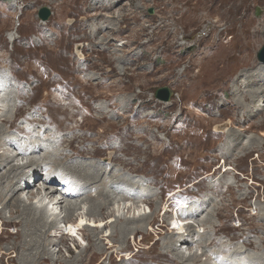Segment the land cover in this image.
Returning a JSON list of instances; mask_svg holds the SVG:
<instances>
[{"label": "rangeland", "instance_id": "1", "mask_svg": "<svg viewBox=\"0 0 264 264\" xmlns=\"http://www.w3.org/2000/svg\"><path fill=\"white\" fill-rule=\"evenodd\" d=\"M99 3L110 5L107 0H0V57L5 56L13 63L12 68L7 66L0 71L8 78L3 86L9 89L8 95L13 92L17 98L22 88L20 90L26 92L27 98L41 105L42 110H31L27 116L48 117L46 111H52L57 122L70 120V127L77 134L90 137L89 146L95 147V152L99 154L94 160L104 164H109L106 157L111 149L117 148L119 156L123 152L136 153L138 144H133L138 140L150 141L152 149L149 155L159 157H153L147 167L162 181L161 186L152 189L157 193L166 191L169 195L186 187L189 190L183 191L180 198L188 205L200 199L192 197V193L199 190L198 186H192L194 182H199L198 178L202 177L200 181L205 180L212 186L222 176V195L230 196L229 202L234 201L235 204H231V209L224 213L222 220L214 217L213 222L221 225L225 233L232 227L247 229L257 222L264 240V98L251 104L253 112L249 114L250 110L244 107V102H240L241 95L237 93L235 96L232 83H227V90L197 92L199 82L205 81L217 89L225 80H230L241 71L247 73L263 63L258 59V51L264 46V0H121L113 4L111 12L102 9L104 17L100 19L104 30L94 32L93 24L97 17L87 19L84 12ZM43 6L49 7L52 12L47 21L38 16ZM107 15H111L112 20ZM200 40H204L201 50L197 45L188 48ZM102 41L108 44L112 41L114 48L108 49V45L105 49L101 48ZM150 45H154L155 50H164L158 56V50L153 54ZM184 69L186 71L180 75ZM162 87L174 91L170 101L156 97L157 89ZM251 88L244 85L242 90ZM254 89L256 87L250 90L251 95L257 93ZM234 98L240 102L239 105ZM17 99L13 104L21 103L22 100ZM66 108L67 111H64ZM19 122L31 126L26 118H21ZM226 123L234 124L232 128L239 132L235 129L233 134L216 131V126ZM81 126L84 130L80 129ZM54 128L51 126V129ZM245 128L248 130L233 147V152L228 151L231 139L238 140ZM69 132L67 136H70ZM231 134L233 137L230 138ZM7 136H10V141L18 137L17 133L8 129L0 135ZM250 140L254 141L249 145L253 149L247 150L245 145ZM54 145L57 146L56 143ZM23 146L22 143L16 144V147ZM11 149L9 141L5 142L0 147V153ZM143 154L147 155L148 151L143 150ZM60 159L58 153H53V163ZM19 160L16 159V162ZM84 160L88 161L81 163L83 166L91 163L99 170L96 161L90 157ZM69 167L64 169L71 172ZM41 171L44 175L47 172ZM134 178L141 179L138 176ZM8 180L9 176L3 178V181ZM55 185L59 184L56 182ZM5 193L0 189V197L5 198ZM90 193L95 195L94 190ZM214 193L215 190L209 193L215 197L213 203H220L222 195L215 196ZM160 196L156 194L155 198ZM114 201L119 202L116 197ZM18 204L13 201L11 207L3 209L0 203V231L3 221L22 222L21 227H7L10 233H16L21 228L16 236L11 237L8 232L0 236V249L15 245L9 255L17 259L21 257V243H24L27 232L23 219L19 217L23 215V207ZM143 205V212L152 211L153 205ZM106 207L101 208L102 213L106 212ZM158 213V220L162 222L180 211L175 207L165 216L162 205ZM69 219L66 217L58 230L49 228L52 238L59 239L62 232H66L65 223ZM152 220L134 225H143L150 231V228H155L150 225ZM111 231L116 237L111 235ZM104 235H110L111 244L105 242ZM102 236L104 242L95 244L82 233L66 236V243L58 245L56 251L61 250L58 255L65 264H120L123 257L138 253L136 246L144 241L143 234L129 232L124 242L117 229L111 228L106 229ZM156 237L154 234L141 243L147 247ZM117 240L118 243L114 244ZM112 246L131 250L125 252L122 258L113 255L110 259L105 253H109ZM83 248H87L84 257L74 259ZM182 249L187 253L191 251L188 246ZM205 255L201 258L209 259ZM208 255L215 264L231 259L228 254ZM256 255L264 261L263 253L249 250V259L255 261L258 259ZM10 257L0 253V264H14L9 262ZM26 264L35 263L29 260ZM36 264L53 263L48 256H43Z\"/></svg>", "mask_w": 264, "mask_h": 264}, {"label": "bare ground", "instance_id": "2", "mask_svg": "<svg viewBox=\"0 0 264 264\" xmlns=\"http://www.w3.org/2000/svg\"><path fill=\"white\" fill-rule=\"evenodd\" d=\"M107 1L110 2V5L99 3L90 6L89 9L84 12V16H88L87 19H93V17L99 19L103 18L104 13L102 9L105 8L111 12L112 10L110 9L113 4L121 0ZM70 11H72L71 8ZM91 12L94 13L90 14ZM107 17L111 18V15H107ZM97 18L95 19L97 21L93 24L95 29L94 32H97L98 29L104 30L101 23L102 19L98 20ZM110 20H112V18ZM92 32L93 30H91V33ZM103 39L102 37V40ZM111 42L112 41L108 44L102 41L101 48L105 49L106 45H108V49H113L114 43ZM202 43H204V40L197 41L188 48L192 49L197 45V47H199L198 49L201 50L200 46L202 47ZM110 44H112V46H110ZM150 46H152L151 52L153 54H156L155 51L158 50V56L164 50V48L155 50L156 47L154 45ZM141 54L142 53L139 54V57ZM7 66L13 67L12 60H7L5 56H1L0 71ZM184 71L186 70L184 69L181 73H178L183 75ZM241 75H244V77ZM232 79V82H228ZM230 80H225L223 85L217 89H214L205 81L199 82L197 92L206 93L210 91L227 90V83H232L235 87V96L237 93L241 95L240 102H244V107L248 108L250 110L248 112L251 114L253 112V108H250V106H252L251 104L257 100H261L260 98H264V63H260L256 68H251L247 73L241 71V73L234 75ZM249 80H252V82ZM6 82H8V78L0 73V135L8 129L17 133L18 137L11 138V141L10 136L0 137V147L8 141L9 145H12L10 151L0 153V186H3V188L0 189L6 192L5 198L0 197V203H2L3 209H5L8 206L11 207L13 201L19 202L18 206L20 205V207H23V215L19 217L23 219L24 226H26L27 229L25 235L23 234V240H25L23 241L24 243H21L22 252H20L21 255L19 254V256H21L19 259L16 257L11 258L9 255L10 250L16 248L15 245L13 247H6L5 250L4 248L0 249L4 250L0 253L10 257L9 262H14V264L19 262L20 264H26L29 260H33L36 264L38 258L48 256V259L51 260L53 264H65L62 257L58 255L61 250L56 251V248L58 245H64L66 243V236H76V234L82 233L85 237L91 238L94 244L95 242L101 243L103 239L107 244H111V240L108 239L110 235L102 236L106 229L108 231L111 228L113 230L117 229L120 238L124 242L127 241L126 237L129 232L137 235L143 234V242L154 234L157 236L154 242L147 247L143 246V242L140 241L139 245L136 246V249L139 248L138 253L130 254V257L127 258L123 257L124 253L131 250V248H120V246L114 248L116 245L112 246L110 248L112 250L109 251V253H105V255L108 254L110 259L113 258V255L115 257H123V261L120 264H215L211 255L209 256L208 253L216 256L228 254L231 259H225V262L221 264H264V261L259 259L260 257L258 255H256L258 259L255 261L248 257L249 250L264 254V240L261 236V228L258 226L257 222L251 224L247 229L232 227L228 233L223 232L221 225L217 226L213 222L214 217H218L222 220L224 218V213L231 209V204H235L234 201L229 202L230 196L222 195V188H220L222 186V176L214 181L215 183L212 186L208 185L205 180L200 181L202 177L198 178L197 181L199 180V182H194L192 186H198L199 190L194 194L192 193V197H199L200 199L190 205L187 204L188 202H181L180 198L183 191L189 190L186 187L178 189L169 195H167L166 191H160L159 193L154 192L152 187L161 186L162 181L158 179L159 177H157L156 174H151V170L147 167L153 157H159L158 155H149L152 149V143L150 141L142 142L138 140L133 144L132 146L138 144L136 146L138 147L136 153L133 151L123 152L122 155L119 156L116 152L117 148L111 149V152L106 157L109 164L94 160L99 154L95 152V147L89 146L88 141L90 137H83L77 134L75 129L70 127V120L66 123L57 122L52 111H46L48 117L44 115H42V118L27 116L28 112L31 110H42L41 105L38 102L34 103V99L30 97L27 98L26 92L20 90L22 88L19 89L17 95V98L22 100L21 103L13 104V101L18 99L14 97L13 92L8 95L9 89L3 87ZM111 85L113 86L112 83ZM244 85L251 86L252 88L256 87L257 93L251 95L250 90L252 88L246 91L242 90ZM244 91L245 94L243 95L242 92L244 93ZM178 94L179 97H181L179 92ZM235 101L237 105L240 104L236 99ZM64 111H67V108L64 109ZM99 111L102 112L101 110ZM21 118H26L31 126L28 127L19 122ZM235 124L242 126L240 125L241 123L235 122ZM51 126L55 128L51 129ZM232 126H234V124L231 125L226 123L224 125H218L216 126V131L231 132L233 134L234 132L232 130L235 128H232ZM80 129L84 130L82 126ZM235 130L239 132L238 129ZM242 130L244 134L241 133L240 136H238V140L234 139L235 141H233L231 139L228 151L233 152V147L237 146L248 128ZM68 132L69 134L71 133L70 136H67L66 133ZM232 134L229 135L230 138ZM168 135L171 137L170 133ZM33 139L35 140L33 141ZM251 142L254 141L250 140L247 145H245L247 150L251 148L249 146ZM18 143H22L24 146L16 147ZM54 143H56L57 146H55ZM143 150L148 151V154L142 155ZM55 152L61 157L60 160H56L57 163L51 161L53 153ZM232 152L230 154H232ZM41 153L44 155L43 157H41ZM86 157H90L93 161H96L99 165V170H96L98 166L91 163L84 165H88V167L85 168L81 163L88 161L84 160ZM16 159L20 160L16 162ZM65 166H70L69 169L71 172L64 169ZM117 166L119 168H117ZM133 166H135L136 169H134ZM41 170H46V174L44 175ZM58 173H61V175H70L78 180L77 183L79 186L73 191L75 194H67L59 190L60 186L55 185ZM7 176L10 177V180L3 181V178ZM137 176L141 177V179L135 180L134 177ZM20 182L24 184H19ZM124 185L125 187H123ZM33 186L39 187L33 188ZM91 190L95 191V195L90 193ZM214 190L215 196L222 195L220 203H213L215 197L209 195V193H213ZM24 193H26V198L23 196ZM156 194L161 195L159 199L155 198ZM99 197H103V199ZM115 197L118 198L119 202L114 201ZM128 201L132 202L128 203ZM144 203L146 205H153L155 213H153V208L151 209L152 211H150L151 213L143 212ZM162 205H164L165 216L171 213L172 207L178 206L180 211L179 215L186 217V219H190V221L182 223L178 227L179 230L171 228L170 224L165 220L159 222L158 212ZM104 206H107L106 209L104 208L106 212L102 213L101 208ZM204 211L205 215L203 216ZM66 217H70V219L65 223V226L70 225L71 228H66V232H62L59 239L52 238V233L49 232V228H54L56 230L60 229L61 224L66 221ZM107 217L109 220H107ZM75 218L78 221L77 223H74L76 222ZM146 220H152V224H149L155 226V228H150V231H148L144 229L143 225H134L135 223L144 222ZM20 222H12L11 220L3 221L0 236L3 235L4 232L11 234V237L16 236V233L19 232L21 228L19 230L17 229L16 233H10L7 227H21L22 222ZM146 224L148 223L144 225ZM148 226L145 227L147 228ZM166 226L169 228H166ZM135 231L138 232L135 233ZM223 234H225L224 237L222 236ZM111 235L115 236L114 232L111 231ZM196 235L197 238L194 239ZM101 236L103 239H101ZM118 241L119 240L114 242V244H117ZM224 242H226V244H224ZM183 246H188L191 251L187 253L182 249ZM198 247L200 248L199 251L196 250ZM86 251L87 248H83L74 259H82ZM95 251L97 250L95 249ZM205 254H207V256ZM204 255L210 260H203L201 256ZM75 263L72 262V264Z\"/></svg>", "mask_w": 264, "mask_h": 264}, {"label": "water", "instance_id": "3", "mask_svg": "<svg viewBox=\"0 0 264 264\" xmlns=\"http://www.w3.org/2000/svg\"><path fill=\"white\" fill-rule=\"evenodd\" d=\"M51 13L52 12L49 7L43 6L40 8L38 16L41 20L46 21L50 18ZM258 59L264 63V46L260 49V51H258ZM172 94L173 92L168 87H162L156 91V97L164 101H169Z\"/></svg>", "mask_w": 264, "mask_h": 264}]
</instances>
